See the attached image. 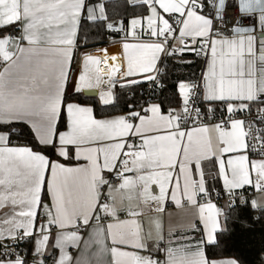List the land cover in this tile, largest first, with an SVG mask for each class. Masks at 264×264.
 Returning <instances> with one entry per match:
<instances>
[{"label": "snow or ice", "instance_id": "6c2138e0", "mask_svg": "<svg viewBox=\"0 0 264 264\" xmlns=\"http://www.w3.org/2000/svg\"><path fill=\"white\" fill-rule=\"evenodd\" d=\"M106 3L0 0V111L35 116L42 129L55 118L50 143L28 119H0V264H245L217 253L234 225L264 221V0H238L235 14L230 0H175L171 11L126 0L134 11L118 20ZM84 25L110 34L113 50L90 48ZM196 63L198 74L186 71ZM73 105L93 122L129 125L108 137L119 155L98 160V176L76 144H61ZM213 133L219 150L191 161L186 187L182 156ZM177 141L173 163L153 159ZM153 168L167 170L166 187L144 179Z\"/></svg>", "mask_w": 264, "mask_h": 264}, {"label": "crops", "instance_id": "0c3cea01", "mask_svg": "<svg viewBox=\"0 0 264 264\" xmlns=\"http://www.w3.org/2000/svg\"><path fill=\"white\" fill-rule=\"evenodd\" d=\"M162 6L165 8L166 11H171L173 7H175V0H161ZM160 14L156 12L151 14L150 23H153L157 16ZM161 24L163 28L167 27L166 22L163 20V17L160 16ZM109 35V34H108ZM107 35V36H108ZM117 37L115 39H119ZM90 48H109L112 51V46L108 42L105 45H97V46H90ZM257 75L259 77H264V62L259 61V57H257ZM83 86V85H82ZM90 86H99V85H90ZM53 106L58 111L59 109V97L57 96L53 102ZM70 114V127L67 132H65L61 137V144H68L73 143L77 145L76 151L77 154L80 156H87L89 160V168L91 170V174L94 176L99 175V168L100 164L98 160L101 158L107 163L108 166H111L115 163L117 156L119 155V146L107 142L108 137L114 135H123L129 125L125 123L123 120L118 121H109L103 123H96L91 121L90 119V111L73 105L69 108ZM0 119H28L30 123L34 124V127L37 130L38 135L40 138L46 142L50 143L53 138L54 130H55V118L54 116L49 115L46 127L43 129L36 123L35 116H29L25 113L19 112L14 113L13 110L5 109L0 111ZM156 126L163 127L165 126L164 123L158 122ZM149 128L146 124H142L138 131H148ZM223 136H217L215 133L212 134L211 139L204 135L200 137V146L199 148H193L189 146L187 151L183 154L181 159V168H182V175L184 177L185 186L187 187L191 182V170H190V163L194 159H198V156L203 154V150L205 147H210L211 150L218 151L219 150V140L222 139ZM94 141H101L102 143L97 146ZM23 144V143H20ZM179 149V142L169 143L166 147H164L163 152L164 155L159 157H153V159L158 158L160 163L168 164L173 163L176 159V153ZM59 151L64 154L66 149L63 147L59 149ZM210 154V152L208 153ZM168 175L167 170L158 171L155 168L145 174L144 179L152 182L155 181L157 183H162L164 187L167 186L166 177ZM153 191L158 192L159 188L157 185H153ZM179 189H177V193ZM190 195V190L188 192ZM169 211H175L174 205L169 203L167 205ZM5 212L10 211L9 209H5ZM2 218V217H0ZM58 222L61 223L63 227L64 224L67 223L61 216H57Z\"/></svg>", "mask_w": 264, "mask_h": 264}, {"label": "trees", "instance_id": "16d2710c", "mask_svg": "<svg viewBox=\"0 0 264 264\" xmlns=\"http://www.w3.org/2000/svg\"><path fill=\"white\" fill-rule=\"evenodd\" d=\"M109 19L123 18L125 15H131L134 9L130 8L126 4V0H108L105 5ZM84 30L95 39L89 40L90 46L105 45L107 44L106 38L108 33H101L99 36L94 31V26L91 28L88 25H84ZM191 57H185L190 59ZM168 67L166 70L168 75V82L171 83L175 79L174 65L171 61H167ZM202 65L200 63L194 64L191 68L186 69L190 73H199ZM148 85H144L139 91L146 92ZM117 111L119 109H116ZM30 138V134L20 138L19 143H24ZM255 213H253L254 215ZM248 214L244 213L242 218L247 217ZM249 221L250 220V217ZM264 253V221L256 222L251 228H242L239 224L234 225V231L230 236L225 238L224 248L217 254L221 257L239 256L245 264H262L260 259L261 254Z\"/></svg>", "mask_w": 264, "mask_h": 264}, {"label": "built area", "instance_id": "2783aa9c", "mask_svg": "<svg viewBox=\"0 0 264 264\" xmlns=\"http://www.w3.org/2000/svg\"><path fill=\"white\" fill-rule=\"evenodd\" d=\"M108 1V0H107ZM230 2H233L234 6L230 9V12H232L233 14H235V12L237 11L238 8V0H230ZM244 15V14H242ZM121 19V18H119ZM250 21L248 19L244 20V23H249ZM167 28V27H166ZM117 38V37H114ZM110 39H113V37L110 36V34L107 36L106 38V42L108 43ZM162 70H164L163 65H161ZM148 89V88H147ZM145 95H147V90L145 92ZM249 191H252L251 189H249ZM21 247H25V245L21 244ZM262 264H264V261H262Z\"/></svg>", "mask_w": 264, "mask_h": 264}, {"label": "water", "instance_id": "95a60500", "mask_svg": "<svg viewBox=\"0 0 264 264\" xmlns=\"http://www.w3.org/2000/svg\"><path fill=\"white\" fill-rule=\"evenodd\" d=\"M89 95H94L95 94V90H93L92 92L88 93Z\"/></svg>", "mask_w": 264, "mask_h": 264}, {"label": "rangeland", "instance_id": "374dc122", "mask_svg": "<svg viewBox=\"0 0 264 264\" xmlns=\"http://www.w3.org/2000/svg\"><path fill=\"white\" fill-rule=\"evenodd\" d=\"M154 12H155V9L152 10L151 14H153ZM150 19H151V17H150Z\"/></svg>", "mask_w": 264, "mask_h": 264}]
</instances>
